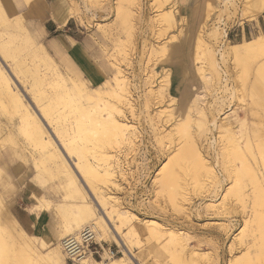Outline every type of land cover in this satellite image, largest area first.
I'll use <instances>...</instances> for the list:
<instances>
[{
    "label": "bare ground",
    "instance_id": "1",
    "mask_svg": "<svg viewBox=\"0 0 264 264\" xmlns=\"http://www.w3.org/2000/svg\"><path fill=\"white\" fill-rule=\"evenodd\" d=\"M27 1L29 12L35 14L37 8L33 5V0ZM71 1L73 2V0ZM118 1V14L120 13L124 19L122 22L124 26L122 27L128 31L129 41L136 45L137 43L134 42L136 26L133 21L137 18L136 10H138L137 14H140V1ZM168 1H153L156 5L158 4L157 9H161L163 12L157 10L159 13L155 16L159 28L158 35L161 36L162 32L174 28L177 23V16H181V19L182 17L187 19L188 23H186L189 30L187 41L189 42L185 45L186 40H183L182 43L180 37L178 39V36H172L170 41L173 43L169 42L172 43L169 48L173 51L172 53L183 56L185 54L188 60L190 58L193 60L192 64H194L196 74L202 82V87L195 88L193 82L196 80L194 79L188 81L187 87L180 91L181 97L178 99V101H185L183 112L179 115L174 114V107L169 110V114L167 113V117H169L166 120L167 123L172 122L173 118L177 120L176 123H171L173 124L171 134L178 138L183 137L187 142L183 145L180 144L176 154L170 155L168 162L164 163L157 172L154 181L160 191H167L174 209L191 219L190 206H187L193 201L188 192L189 185L193 188L202 189L204 185L206 187L210 184L212 192L207 199V207L210 208H224L229 200L226 201L228 191L232 192L239 200L244 197L242 192L244 181L240 178V171L231 174H225V172L218 174L216 171V167L220 163L221 152L218 150V141L214 136L215 130L226 134L229 150L238 152L237 157L241 160L242 166L249 169L254 179V185L258 186L260 181L264 180V164H262L263 167L259 166V155L257 156L258 153H255L256 148L252 140L247 137L246 146L252 154L254 165L246 155L242 154V142L233 135L236 132L237 123L246 125L247 116L243 115L239 118L234 111H229L227 114L223 113V106L227 102L222 96H217V91L220 89L228 94L230 92L231 96L235 92L227 77L228 73H232V71L229 72L230 64L241 66L258 60L257 62L261 64L257 69V81L254 80V82L256 81L255 88L260 86L261 79L264 78V31L250 39H243L240 43H225L228 35L227 21L236 17L242 23L257 20L264 13V0H193L190 5H188L190 0H174L178 5V10H163L166 6H164L165 2ZM105 2L106 0H82V7L90 12L92 8L89 3L99 7L104 6ZM80 7L75 2L71 3L64 13L65 18L62 15L58 16L59 21L66 22L67 16L73 17L81 11ZM188 8L189 11L186 10ZM0 13L2 28L9 32L12 37L19 39L18 44H16L19 49H26L27 51L24 57L23 55L18 57L20 54L15 55L7 41L0 40L2 64V67L0 66V110L10 114L8 117L10 121H0V134L4 133L0 138V157L1 149L4 148L3 144L10 143L13 145L11 147L16 156L25 165H29L30 161L34 163L36 180H43L42 175L44 174H49L50 179L58 176L64 194L82 202L78 208V214L74 215L77 217L72 218L74 220L72 224L65 219L66 223L64 222V228L60 233L63 239L67 235L79 236L78 227L86 223L87 225L83 229L91 228L94 239L103 242L113 236L123 249L124 256L117 258H112L108 251L104 250L102 261L95 260L86 253L84 257L77 260L78 264H130V261H135L137 264H154L155 262L157 264L158 262L161 264H200L198 255L191 251V247L188 245L187 234L164 225L158 220L142 219L128 209L112 191L113 188L121 187L117 182L116 155L113 152L125 146L130 149L133 148L135 144L133 135H136V132H132L136 126L127 115V110L132 116H135L136 113L134 90L130 80L123 74L119 66L112 62L116 68L112 80L105 76H99L97 80L100 87L89 88L85 82L73 77L61 68L55 58L47 51L49 49H46L44 44L38 40L36 33L30 30L26 23L22 20H13L7 16V7L3 0H0ZM140 17L139 19L143 21ZM191 40L193 48L190 45ZM117 46L115 48L119 51V55L126 53L124 46L118 48ZM169 48L162 47L155 48V50L167 52L166 50ZM115 56L114 53L111 55L117 61ZM8 57H13V63H11L13 70L9 68L6 71L5 59ZM34 57H37L38 60H33ZM30 58H32V64L26 61ZM176 66L174 65L175 69L173 67L170 74L173 75L174 72H177ZM14 71L17 74L25 71L30 74L31 85L26 88L32 93L31 99L35 109L30 101L25 100L22 90L16 84L14 85V78L18 81ZM70 71L74 72L72 67ZM187 71V67L184 66L182 73ZM168 84H170L169 79ZM169 87L172 89L171 86ZM212 90H215V94L211 95H213L216 104L210 105L212 118L208 120L209 125L207 124L208 116L204 104L206 103L205 97ZM155 91L156 99L159 96L163 97L158 89ZM149 99L143 102L146 110L152 106L149 105ZM178 101L174 100L176 104ZM53 103L57 107L56 115L54 112H50ZM179 106L177 105L176 108H180ZM193 108L197 112H194ZM198 115L201 116L200 118L206 119L205 122L200 119V124L197 127L201 136L200 139L204 137L202 143L198 142L195 137L196 128L194 129V124ZM20 138L24 141L21 142ZM204 146H206V150H204ZM205 152L214 156V162L205 155ZM182 162H186L188 165L182 164ZM1 168H3L2 165H0V173ZM247 169L245 170L248 171ZM122 174L125 173L121 172ZM187 176H190L189 180ZM230 179L233 183L232 186L229 184ZM39 181L38 184L40 185ZM207 181L208 184L206 185L205 182ZM79 184L91 201L82 192ZM6 185L7 180L1 178L0 188ZM221 188L227 192L220 201L214 197L218 195ZM44 194V192L39 194L40 202L35 204L34 210L51 208L53 202L51 203ZM96 202L100 207L99 210L98 207L94 206ZM14 203L15 199H7L0 189V264H39L40 261L49 262L48 264H64L63 239L60 244L52 248L51 253L45 250L41 251L32 241L34 237L28 234L9 209ZM195 210L199 216L201 209L195 206ZM106 217L107 220L115 223L114 228L110 227ZM235 221L234 218L227 221L229 222L228 226L235 228L237 224ZM123 227H126L127 231L123 230ZM244 232L242 230L237 234V242L240 248L245 246L250 250L247 241L241 236V233ZM46 243L45 240H42L40 246L45 249ZM134 246L140 249L138 253H135ZM241 260L244 264H252V257L249 252L245 253Z\"/></svg>",
    "mask_w": 264,
    "mask_h": 264
},
{
    "label": "rangeland",
    "instance_id": "2",
    "mask_svg": "<svg viewBox=\"0 0 264 264\" xmlns=\"http://www.w3.org/2000/svg\"><path fill=\"white\" fill-rule=\"evenodd\" d=\"M139 1L140 14H137L138 10H136L135 14L138 19L135 18L133 21L136 26L134 37V42L135 44L137 43L136 45L129 41L128 31L122 27L124 26L122 23L124 19L120 13L118 14V0H106L104 6L102 5L99 7L89 3L92 8L90 12L86 11L82 7V0H73V2L78 5V7L81 6V11L77 12L73 17L67 16L68 20L73 18V28L69 31L73 32L74 30L76 31L75 33H78L82 36H87V38L90 39L89 41L92 45V51H89L90 55H87V53L85 54L81 49V55L77 56L78 63L76 66V72L68 71L67 69L66 72H68L73 77L85 82L89 88H99L100 83L97 80L99 76H105L112 80V77L116 72V68H114L112 64V62H114L119 66L123 74H125V76L130 80L132 89L134 90L136 113L135 116H132L127 110V115L130 120H132V123L136 126L135 130L132 131L133 133L136 132V135H133L135 144L131 149L125 146L121 149L114 150L113 152L116 155L115 170L116 176L118 178L117 182L121 187L118 189L113 188L112 191L114 192V195L120 198V201H122V203L126 205L128 209L139 215L142 219H155L164 225L175 228L181 233L187 234L188 245H190L191 251L196 252L198 255L200 264H233V262L234 264H244L241 258L247 252L251 254L252 264H264V180L262 179V181H260V185H254V179L252 178V174L249 172V169L242 166L243 164L241 160L237 157L238 152L235 153L233 150H229L227 136L224 132L216 130L214 132V136L218 141V150L221 152L219 157L220 163L216 167V171L218 174H221L222 172H225V174H231L232 172L235 173L236 171H240V178L244 181L242 189L244 197L242 200H239L232 192L228 191L226 194V201L228 199L229 200L226 202V206L224 207L225 209H218L220 207L210 208L209 206L207 207V199H209V195L212 192V187L209 186L210 184H208V181L205 182V184L208 185L206 187L204 185L202 189L198 187L193 188V186L189 185L188 192L193 198L192 203L187 205L190 206L191 210V219H189L181 212H178L174 209L172 202L168 198L167 191H160V189L157 188L155 184L154 179L160 168L164 165V163L168 162L171 154H176L178 148L187 142L185 138H178L177 136L171 134L170 131L173 127L172 125L176 123L175 121L177 120L172 117V122H166V120L169 118L167 117L169 110L175 107L174 114H181L184 109L183 106L185 101H178V99L181 97L180 91L187 87V83H189L191 79L196 80L193 82V85L198 89L202 87V82L199 80L200 78L196 74V71L193 67V60L190 58V60L187 62L185 54L183 56L182 54L180 55L172 53L173 51L169 48L173 43L170 41L172 36H178V39L181 38L182 43L183 40L188 37L189 30L187 19H184L183 17L181 19V16H177V23L175 27L169 29L166 32H162V35L159 36V28L157 22L155 21V16L157 13H159L158 11L163 13L162 10L157 9L158 4L156 5V3L153 2L154 0ZM3 2L6 5V0H3ZM16 2L19 5L20 10L14 15H10L7 10V16L16 21L22 20L24 23L27 22L29 17L37 15L43 18L48 16L55 17L60 10H63V12L59 15H64L71 3H73L71 0H64L63 6H61V8H59L56 12H53L51 11V7L48 6V0H33L32 3L37 8V12H35V14H31L28 10L29 6L27 0H17ZM168 2H165L164 6H166L163 8V10H178V5L174 0H169ZM22 3L25 5L27 10H21ZM49 4H51L50 1ZM190 4H192V0L189 1L188 5ZM186 10L189 11V8ZM58 16L55 18L59 20ZM261 16H259L257 20L245 21L243 23L238 17L233 18L234 20H228V24L226 26L228 35L225 39V43H240L243 41V39H250L262 33L264 31V24L259 22V18ZM139 17L142 18L143 21H141ZM0 40L3 42L7 41L14 54H20L18 57L21 55L24 57L27 53L26 49L22 50L17 47L16 44H18L19 39L12 37L9 32L2 28L1 20ZM190 42L191 48H193L192 40ZM115 46H117V48L119 46H124L126 48V53L119 55V51L115 48ZM162 47H168L169 49L166 50L167 52L164 50L162 52L155 50V48ZM113 53L114 56L117 55L115 56L117 61L111 57ZM5 60L7 65L5 70L7 71L9 68L12 69L11 63H13V57H8ZM33 60L37 61L38 58L34 57ZM176 60L178 61L177 63ZM26 61L31 64L33 62L32 58ZM257 61H251L249 64L241 65L242 68L240 65H234V67L233 64H230L229 72L232 71V73H228L227 77L229 78L230 86L233 87L235 92L231 96L230 92L228 94L220 89L217 91L218 94H216L218 97L222 96L227 102L223 106V113L227 114L229 111H234L235 114L239 116V118L243 115L247 116L246 125L243 126L240 123H237L236 132L233 135L234 137L238 138L240 142H242V154L246 155L254 165L252 154H250V151L246 146L247 137L252 140L257 151H255V153H258L257 156L259 155V158L257 157L260 160L259 166L263 167L264 78L261 79L260 86L255 88V82L257 81V69L261 64H259ZM1 65L0 57V66ZM59 65L62 68L60 63ZM174 65H177V72H174L172 75L170 73H172L171 70H173ZM184 66L187 67L188 71L182 73ZM62 69L61 71L63 72L64 69ZM224 70H226V68H224ZM8 72L11 71L8 70ZM15 74L18 78V81L14 78V85L16 84L18 88L22 90L25 100L30 101L33 108L35 109V105L31 99L32 93H30L28 88H26L27 86L31 85L30 81L32 80H30V74L26 71ZM23 75L24 77H22ZM168 79L170 84H168ZM254 80L256 81L254 82ZM169 86H171L172 89H170ZM156 89H158L163 97L159 96V98L156 99V96L154 95ZM256 90L257 92H255ZM211 94H215V90H212V92H210V94L205 97L206 103L204 102V109L208 116L207 124L209 125L210 122L208 123V120L212 118L210 113V105L216 104L213 95ZM171 95L175 97H172ZM148 96L150 99H153L150 100ZM147 99L150 101L149 105L152 106H149L151 108L146 110V108L143 106V102L147 101ZM174 100H177L178 103L176 104ZM179 104L181 105L179 106ZM52 105L54 107L52 106L50 108V112H54V115H56V104L53 103ZM177 105L180 108H176ZM193 109L195 110L194 112H197L195 108ZM163 110L164 113H162ZM9 116L10 114L7 111L2 112L0 110L1 122L10 121L8 119ZM200 117L201 116L198 115V119L194 124V129L196 128L195 137L197 138L198 142L200 141L202 143L204 142V137L200 139L201 136L199 134V130H197V127L200 124V119L204 120L203 122H205L206 119ZM2 134L4 133L0 134V138ZM20 139L21 142L24 141L22 138ZM224 144L226 145L223 146ZM3 146L11 147L13 145L10 143H5ZM205 148L206 146H204V150H206ZM205 155H207L209 159L214 162L213 155H209L207 152H205ZM30 162L29 165H31L34 169V180H32V182L34 181L36 184H38L39 180L37 179V181L35 179L36 170L34 168V163ZM182 164L188 165L186 162H182ZM238 167L243 169L240 170ZM121 172L125 174L121 175ZM189 178L190 176H187L188 180ZM42 179L43 180L39 181L40 185H38L40 186V192H44L46 194H44V196L50 200L51 203L53 202L50 209L45 208L42 210H34L35 204L40 202L38 199L39 195H36L34 198L26 201L21 197L23 191L22 188H9L7 184L5 187H1L0 189L7 199H15V203L12 204L9 209L15 215L20 225L26 229L28 234L34 237L32 241H34L36 247L41 251L45 250L46 252L51 253L52 248L60 244L63 239V237L60 236V233L62 232L64 224L66 223L65 219H67L72 224L74 221L72 218L77 217L74 215L78 214V208L81 206L82 202L77 201L74 197L64 194L63 186L59 183L58 176L54 179H50L49 174H44L42 175ZM231 181L232 180L230 179V186L233 184ZM54 184L58 186H55ZM79 185L82 188V192L85 193V190L81 184ZM226 192L227 190H222L221 188V191L214 198H217L221 201ZM78 199L81 200L80 198ZM88 199L91 201L90 198ZM194 205L201 209L199 216ZM94 206L98 207L99 210L100 207L97 202ZM44 212H48L49 215L44 214V216H42L44 217L45 221L40 226L38 224L39 227L37 226L35 231H31L25 226L23 218H28L29 215L30 218L37 219L38 215H41ZM233 218L236 220L235 223L237 222V224L235 228H230L228 226L229 222L227 221L232 220ZM40 221L41 220H39V223ZM107 221L110 223V227L114 228L113 226H115V223L109 220ZM246 222H250L249 226H247ZM85 225L87 224H81L78 227L79 229L77 232L79 233V231H81ZM224 226L227 227L225 228ZM123 230L127 231L126 227H123ZM242 230L245 232L241 233V236H243L244 240L247 241L248 246H250V250L245 246L240 248L237 242V234H239ZM35 232H37V234ZM42 240L47 242L45 249L40 246ZM134 247L135 253H138L140 249L137 246ZM104 250H107L112 258L124 256L123 249L118 245L113 236L103 242H99L97 239H95L87 255L94 258L95 260L102 261ZM64 253L62 252L64 264H78V261L73 263L66 259L67 256H65L66 254L64 255ZM134 256L136 257L135 254ZM45 262L40 261L42 264L49 263L48 261V263ZM130 264L137 263H135V261H130ZM154 264H157V262ZM158 264L161 263L158 262Z\"/></svg>",
    "mask_w": 264,
    "mask_h": 264
},
{
    "label": "crops",
    "instance_id": "3",
    "mask_svg": "<svg viewBox=\"0 0 264 264\" xmlns=\"http://www.w3.org/2000/svg\"><path fill=\"white\" fill-rule=\"evenodd\" d=\"M16 1L17 0H6V7L10 15H14L20 10ZM49 1L51 4H49ZM63 1L64 0H48V6L51 7V11L56 12L61 6H63ZM21 10H27L23 3ZM62 12L63 10H60L55 17ZM55 17L48 16L43 18L38 15L32 16L27 19L26 23L28 28L36 33L38 40L44 44L46 49H49L47 51L50 52L55 60L62 65V68L64 67L63 69L70 71L72 67L75 72L78 63L77 56L81 55V49L85 54L87 53V55H90L89 51H92V45L89 41L90 39H88L87 36L75 33L76 31L74 30L73 32L69 31L73 28V18H70L69 20L66 19V22H62ZM62 17L65 18L64 15H62ZM259 22L264 24V13L259 18ZM187 40L188 37L184 39L186 42L185 45L189 42ZM12 151V147H4L1 149L0 165H2L3 168H1L0 179L5 178L9 188H22L23 191L21 197L28 201L41 193V190L38 188L40 186L34 181L32 182L34 176L33 167L31 165H25L23 161L16 156L14 151ZM44 214L49 215L48 212H44L41 215H38L37 219H32L28 215V218H23V222L28 229L35 231L38 224L40 226L44 223L45 219L42 217ZM39 220H41L40 223ZM35 233L37 234V232Z\"/></svg>",
    "mask_w": 264,
    "mask_h": 264
},
{
    "label": "built area",
    "instance_id": "4",
    "mask_svg": "<svg viewBox=\"0 0 264 264\" xmlns=\"http://www.w3.org/2000/svg\"><path fill=\"white\" fill-rule=\"evenodd\" d=\"M94 240V233L89 227L82 229L79 236L64 238L62 244L67 259L73 263L77 262L80 257H84L88 253Z\"/></svg>",
    "mask_w": 264,
    "mask_h": 264
}]
</instances>
